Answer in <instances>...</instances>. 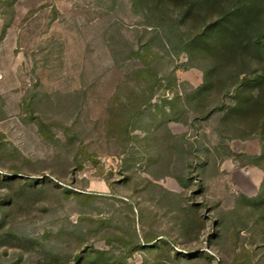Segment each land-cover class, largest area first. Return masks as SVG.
I'll list each match as a JSON object with an SVG mask.
<instances>
[{"label": "rangeland", "instance_id": "obj_1", "mask_svg": "<svg viewBox=\"0 0 264 264\" xmlns=\"http://www.w3.org/2000/svg\"><path fill=\"white\" fill-rule=\"evenodd\" d=\"M221 10L0 0V264H264V80L195 92Z\"/></svg>", "mask_w": 264, "mask_h": 264}, {"label": "trees", "instance_id": "obj_2", "mask_svg": "<svg viewBox=\"0 0 264 264\" xmlns=\"http://www.w3.org/2000/svg\"><path fill=\"white\" fill-rule=\"evenodd\" d=\"M159 7L161 5H172L183 8V12L189 13L196 7L202 11L205 7L214 9L216 6L222 10L220 18L205 24L204 30L192 39V43L196 44H212V48L216 51V55H229L240 58L237 71L232 76H225L227 67L216 65L211 71H207V81L205 85L197 88L196 93L205 92L212 86V82L208 79V75L213 73L217 79L224 82L228 92L232 87L237 86L243 81H263V70L255 71V74L248 76L246 66L248 65L247 56L254 60L252 51L257 53V61L264 63V0H229V4L223 6L222 0H148ZM215 35L219 42L209 43L208 36ZM215 39V40H216ZM221 41V44H219ZM215 42V43H214ZM239 81V82H238ZM238 82V83H237ZM240 91V89H239ZM254 105L252 109H264V94L259 93L257 97H252ZM246 105L240 101L235 106H229L231 112H240V109ZM248 107V105H247ZM251 107V106H250ZM264 117V114H263ZM86 264H116L106 258L104 251H96Z\"/></svg>", "mask_w": 264, "mask_h": 264}]
</instances>
